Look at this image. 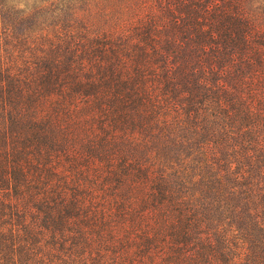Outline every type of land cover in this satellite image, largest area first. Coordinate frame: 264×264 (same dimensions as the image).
Listing matches in <instances>:
<instances>
[{
	"label": "trees",
	"instance_id": "obj_1",
	"mask_svg": "<svg viewBox=\"0 0 264 264\" xmlns=\"http://www.w3.org/2000/svg\"><path fill=\"white\" fill-rule=\"evenodd\" d=\"M0 264H264V0H0Z\"/></svg>",
	"mask_w": 264,
	"mask_h": 264
}]
</instances>
